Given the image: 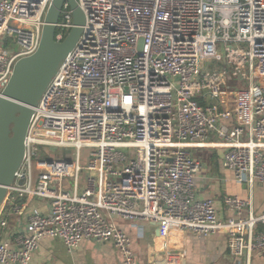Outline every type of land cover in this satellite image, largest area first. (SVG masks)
<instances>
[{
	"label": "built area",
	"instance_id": "1",
	"mask_svg": "<svg viewBox=\"0 0 264 264\" xmlns=\"http://www.w3.org/2000/svg\"><path fill=\"white\" fill-rule=\"evenodd\" d=\"M76 2L81 33L33 107L0 205V264H29L52 237L68 252L110 241L123 264H139L115 217L224 233L229 254L250 264L264 252V208L227 195L220 218L212 198L196 197L193 150L221 149L236 182L264 183V0ZM50 3L0 0V93L38 48ZM73 25L64 2L55 39ZM209 59L217 66L202 71ZM56 147L72 148L71 158H46ZM32 198L48 211L28 210ZM14 215L24 228L9 233Z\"/></svg>",
	"mask_w": 264,
	"mask_h": 264
},
{
	"label": "crops",
	"instance_id": "2",
	"mask_svg": "<svg viewBox=\"0 0 264 264\" xmlns=\"http://www.w3.org/2000/svg\"><path fill=\"white\" fill-rule=\"evenodd\" d=\"M200 149V148H199ZM197 149H194L195 151ZM218 150V151H217ZM214 149L212 155L199 157L202 163L195 176L197 198H212L220 218L228 215L223 203L227 195L252 198V211L259 213L264 208V183L256 182L251 188L233 179L232 172L221 166V149ZM217 155V159L215 158ZM214 156V157H213ZM215 158V159H214ZM37 208L42 213L48 211L44 198H32L28 210ZM247 214V209L243 215ZM24 215H14L8 220L7 231L23 229ZM117 227L128 234L131 249L139 264H245V258L229 254L224 233L199 235L189 229L176 226L163 227L145 220L126 221L115 217ZM29 264H123L119 251L110 241L95 242L82 240L68 252L63 242L56 237L38 241ZM250 264H264V252L250 256Z\"/></svg>",
	"mask_w": 264,
	"mask_h": 264
},
{
	"label": "water",
	"instance_id": "3",
	"mask_svg": "<svg viewBox=\"0 0 264 264\" xmlns=\"http://www.w3.org/2000/svg\"><path fill=\"white\" fill-rule=\"evenodd\" d=\"M67 2L72 10L73 27L62 41L55 39L61 8ZM85 17L76 0H51L44 17L38 48L19 58L0 93V205L6 186L20 166L25 151V136L33 106L74 47Z\"/></svg>",
	"mask_w": 264,
	"mask_h": 264
},
{
	"label": "rangeland",
	"instance_id": "4",
	"mask_svg": "<svg viewBox=\"0 0 264 264\" xmlns=\"http://www.w3.org/2000/svg\"><path fill=\"white\" fill-rule=\"evenodd\" d=\"M218 49V52L221 54V55H223V52H222V50L218 47L217 48ZM212 63H213V65H212ZM216 67L217 65L216 64H214V61L212 60V59H209V60H206L205 61V65L204 66H202V71H205V70H207V69H210V67ZM198 150V152L200 153V157L202 156L203 157V159L205 158V156H209V155H212L213 154V152H215L214 151V149H212V148H201V149H197ZM197 150H195L194 151V153L195 152H197ZM217 150V149H216ZM72 148H63V147H56V148H53L52 149V151L50 152V154H48L47 156H46V158H48V159H51V158H56V157H62L63 156V152H68L67 154H69V155H67L66 156V158H71V153H72ZM218 151V150H217ZM85 150H83V154H82V165H85ZM199 153L197 154L196 153V155H198L199 156ZM216 154H217V152H215ZM215 154V158L217 159V155ZM195 155V156H196ZM201 157V158H202ZM214 157V156H213ZM199 158V157H198ZM214 158V159H215ZM200 159V158H199ZM202 160V159H201ZM34 162H35V160H34ZM68 181V180H67ZM46 200V199H45ZM46 204H47V200H46ZM7 219H9V217L7 218Z\"/></svg>",
	"mask_w": 264,
	"mask_h": 264
},
{
	"label": "bare ground",
	"instance_id": "5",
	"mask_svg": "<svg viewBox=\"0 0 264 264\" xmlns=\"http://www.w3.org/2000/svg\"><path fill=\"white\" fill-rule=\"evenodd\" d=\"M33 107H34V106H33ZM33 107H32V108H33ZM29 121H30V120H29ZM28 125H29V124H28ZM27 129H28V127H27ZM24 144H25V142H24Z\"/></svg>",
	"mask_w": 264,
	"mask_h": 264
}]
</instances>
